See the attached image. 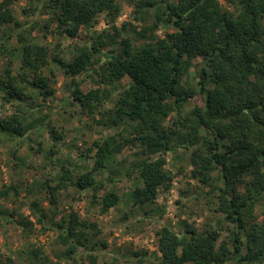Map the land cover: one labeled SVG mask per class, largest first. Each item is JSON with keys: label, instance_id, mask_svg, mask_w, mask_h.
<instances>
[{"label": "trees", "instance_id": "obj_1", "mask_svg": "<svg viewBox=\"0 0 264 264\" xmlns=\"http://www.w3.org/2000/svg\"><path fill=\"white\" fill-rule=\"evenodd\" d=\"M15 1H0V29L13 28L0 40V52L10 57L0 80L4 105L24 103L33 95L47 101L53 90L44 69L50 64L71 79L94 70L99 84L109 85L126 77L128 83L113 109L111 123L120 125L125 120L139 128L137 140L144 149L123 174L138 182L131 192L132 206H151L160 190L169 189L172 178L165 171L166 155L180 146L193 149L192 178L209 186L213 172L220 176L218 211L235 225L229 242L220 241L217 231L188 228L176 232L162 225L155 232L159 255L151 258L136 251L129 261L264 264V231L258 232L256 225L248 230L244 220L248 208L264 197V0H223L231 11L218 0H142L136 5L134 20L145 24L149 17L152 25L143 26L140 32L133 30L137 38L121 35L125 25L122 29L115 26L113 33L102 32L75 47L70 59L27 35L28 29H36L33 22L41 9L51 15L60 35L76 39L81 29L93 25L99 15L119 17V3L126 0H39L30 10L32 23L15 18L11 7ZM163 23L171 31L156 35ZM49 27H43L45 33H49ZM14 38L20 63L16 73L14 53L7 47ZM83 83H74L67 101L92 113L100 106L102 94L99 87L83 91ZM194 99L202 104L189 111L186 124L176 121L171 127L163 126L172 112L180 113ZM41 126V122L35 126L25 118L12 116L0 121V134L24 140ZM50 132L54 141L60 139L54 129ZM175 140L179 145H173ZM125 143L116 135L104 137L93 143L92 157H85L93 161L91 168L75 180L64 172V181L81 197H91L99 216L121 201L118 191L108 187L121 178L110 176L97 181L94 176L109 169V162L122 153ZM47 188L51 218L48 220L43 211H36L35 218L42 230L56 235L55 243L60 248L57 258L97 264L108 248L106 241L98 239L97 223L75 211L57 219L60 188ZM9 195L7 189L0 191V201ZM5 219L23 232L33 227L28 218L15 211ZM44 255L37 247L31 252L32 260L40 264L49 261L48 256L42 258Z\"/></svg>", "mask_w": 264, "mask_h": 264}, {"label": "rangeland", "instance_id": "obj_2", "mask_svg": "<svg viewBox=\"0 0 264 264\" xmlns=\"http://www.w3.org/2000/svg\"><path fill=\"white\" fill-rule=\"evenodd\" d=\"M141 1L120 2L119 17L114 18L104 13L99 15L93 25L81 29L76 39L60 35L56 23L52 21L46 9H41V14L35 17V22L32 21L30 10L38 5L39 0H17L11 7L18 21L36 24L35 30H27V35L31 39L38 44H46L51 50H60L65 59H70L75 47H80L83 42L102 32L113 33L115 26L122 29L125 25L126 28L121 35L137 38L133 30L140 32L143 26L152 25L149 17L145 24L134 20L136 5ZM218 1L224 9L231 11L223 0ZM24 10L28 12L25 13ZM47 24L50 25L49 33H45L43 29ZM10 28L12 27L0 29V40L9 33ZM169 31L170 28L163 23L159 24L155 34L160 36ZM138 41L142 43L143 39L140 38ZM7 47L14 53L13 71L16 73L20 63L15 38ZM9 58L8 54L4 56L0 52V80L3 79V69ZM44 73L49 77L53 90V95L47 101L43 102L34 95L31 100L24 103L11 102L4 105L0 100V121L18 116L20 119L25 118L26 123H35V126L40 122L42 124L39 130L24 140L0 134V191L6 189L10 191L9 198L0 201V264H40L31 258V252L36 247L45 253L42 258L48 256L49 261L46 264H89L86 260L65 261L57 258L60 248L55 243L56 235L42 230L41 225L36 224V211H43L48 220L51 218L52 208L47 193L49 186L60 188L57 219L70 211H75L81 218H90L97 223L100 230L98 239L106 241L108 246L107 253L99 258L97 264H136L129 261L136 251L156 258L159 253L155 232L162 225H167L176 232H183L188 228L198 232L217 231L220 241L229 242L235 225L227 222L218 211L220 176L217 171L213 172L209 186H204L198 179L192 178L190 154L193 149L180 146L167 154L165 171L172 178L169 189L160 190L155 203L151 206L137 208L132 206L130 196L138 182L135 177H123V174L125 169L137 160L138 153L144 149L137 140L139 128L137 124L130 125L125 120H122L120 125L111 123L113 109L128 83L126 77L109 85L99 84V78L94 70L71 79L64 75L62 69L52 64L44 69ZM80 81L84 82L83 91L92 87H99L101 91L100 106H96L92 113L79 104L73 105L67 101L74 83ZM201 104L200 99L192 100L180 113L172 112L162 123L163 126L171 127L176 121L186 124L189 111L195 105ZM106 112L109 114L106 115ZM52 129L60 136L57 141L52 139L50 132ZM111 135H116L127 143L122 153L109 162V169L99 172L94 177L97 181L110 176L120 177L119 182L108 187L118 191L121 201L108 213L99 216L97 207L90 203L91 197L87 199L81 197L68 182L64 181L63 176L64 172H68L72 180H75L82 171L91 168L93 161L85 157H92L94 154L93 143ZM173 145L177 146L179 142L175 140ZM63 185L67 187L65 190L62 188ZM13 211L33 223L30 231L23 232L19 227L7 222L5 219L7 214ZM244 220L248 230L256 225L258 232L264 231V197L253 207L248 208ZM114 256L121 259L114 260ZM144 264L151 262L146 261Z\"/></svg>", "mask_w": 264, "mask_h": 264}]
</instances>
